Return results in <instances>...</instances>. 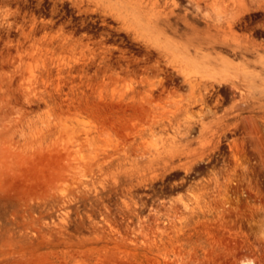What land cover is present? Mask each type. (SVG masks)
<instances>
[{"label": "rangeland", "instance_id": "rangeland-1", "mask_svg": "<svg viewBox=\"0 0 264 264\" xmlns=\"http://www.w3.org/2000/svg\"><path fill=\"white\" fill-rule=\"evenodd\" d=\"M238 1L0 0V264H264V0L235 34Z\"/></svg>", "mask_w": 264, "mask_h": 264}, {"label": "bare ground", "instance_id": "bare-ground-1", "mask_svg": "<svg viewBox=\"0 0 264 264\" xmlns=\"http://www.w3.org/2000/svg\"><path fill=\"white\" fill-rule=\"evenodd\" d=\"M134 1V0H133ZM166 1V0H165ZM183 1V0H182ZM203 1V0H202ZM212 1V0H211ZM215 1V0H214ZM247 1V0H246ZM147 2V1H146ZM174 2H176V1H174ZM200 2V1H199ZM206 2V1H205ZM208 2V1H207ZM153 3H154V1H153ZM183 3V2H182ZM188 3H189V1H188ZM215 3V2H214ZM192 4V3H191ZM170 5H171V3H170ZM177 5V4H176ZM197 5V4H196ZM210 5V4H209ZM192 6V5H191ZM212 7V6H211ZM215 7V6H214ZM159 10V9H158ZM209 10V9H208ZM213 10V9H212ZM248 10H249V8H248V4L247 3H245L244 2V0H239L238 1V3L236 2L235 3V5L233 6V8H226L225 9V12L226 13H229V14H232V16H231V23L228 25V28H229V31H231V32H233V33H235V34H237V32L235 31V26L237 27L238 25H242V23H243V21H244V18H246L245 17V12H248ZM32 12V11H31ZM166 12V11H165ZM39 13V12H38ZM209 13V12H208ZM212 15V14H211ZM218 16V15H217ZM157 17V16H156ZM219 17V16H218ZM45 18V17H44ZM35 19V18H34ZM47 19V18H46ZM64 21V20H63ZM246 21V20H245ZM227 23H229V22H227ZM32 27V26H31ZM51 27V26H50ZM84 27V26H83ZM238 28V27H237ZM54 31V30H53ZM62 31V30H61ZM235 31V32H234ZM239 31V30H238ZM71 32V31H70ZM73 32H75V33H77L76 31H72V33ZM74 33V34H75ZM73 34V35H74ZM70 35V34H69ZM76 35V34H75ZM37 36V35H36ZM58 36V35H57ZM250 37V36H249ZM87 38V37H86ZM99 38V37H98ZM94 40V39H93ZM90 42V41H89ZM106 42V41H105ZM75 43V42H74ZM93 43V42H92ZM99 43H101V42H99ZM73 45V44H72ZM76 45V44H75ZM90 45V44H89ZM181 45V44H180ZM95 46V45H94ZM70 48V47H69ZM251 49V48H250ZM69 50V49H68ZM202 52V51H201ZM204 52V51H203ZM177 59H179V58H177ZM238 59V58H237ZM174 63V62H173ZM177 63V62H176ZM184 63V62H183ZM229 65V64H228ZM180 66V65H179ZM186 66H187V63H186ZM185 66V67H186ZM243 67V66H242ZM174 68H176V67H174ZM186 68H188V67H186ZM183 69V68H182ZM194 70V69H193ZM160 71H162V70H160ZM185 71V70H184ZM247 71V70H246ZM154 72H156V71H153V73ZM196 72H198V71H196ZM245 72V71H244ZM223 73H227V72H223ZM248 73V72H247ZM161 74V73H160ZM163 74V73H162ZM192 75V74H191ZM194 75V74H193ZM167 76V75H166ZM170 76V75H169ZM197 76V75H196ZM165 77V76H164ZM198 77V76H197ZM202 78V77H201ZM208 78V77H207ZM206 78V79H207ZM192 79V78H191ZM149 80V79H148ZM195 80V79H194ZM197 80V79H196ZM204 80V79H203ZM202 80V81H203ZM202 81H201V83H202ZM233 81H235V80H233ZM161 82V81H160ZM190 82V81H189ZM213 82V81H212ZM200 83V82H199ZM164 84V83H163ZM210 84H212V83H210ZM238 84V83H237ZM168 85V84H167ZM174 85V84H173ZM193 85H195V84H193ZM176 86V85H175ZM175 86H173L174 88H172V89H176L175 88ZM187 86V85H186ZM198 86V85H197ZM150 87V86H149ZM176 87H178V86H176ZM196 87V86H195ZM194 87V88H195ZM151 88V87H150ZM153 88V87H152ZM170 88H171V85H170ZM169 88V89H170ZM161 89V88H160ZM212 89H213V87H212ZM236 89V88H235ZM243 89V88H242ZM168 90V89H167ZM200 90V89H199ZM165 91V90H164ZM201 92L203 91L202 90V88H201V90H200ZM210 91H212V90H210ZM209 91V92H210ZM218 92V91H217ZM240 92H241V90H240ZM199 93V92H198ZM211 93V92H210ZM213 93V92H212ZM159 94H160V92H159ZM165 94V93H164ZM200 94V93H199ZM217 94V93H216ZM202 95V94H201ZM220 95V94H219ZM241 95V94H240ZM159 96H161V94L159 95ZM221 96V95H220ZM168 97V96H167ZM174 97V96H173ZM182 97V96H181ZM199 97V96H198ZM209 97V96H208ZM218 97V96H217ZM222 97V96H221ZM221 97H219V98H221ZM210 99V98H209ZM208 99V100H209ZM215 99V98H214ZM203 100V99H202ZM205 100V99H204ZM206 101V100H205ZM223 101V100H222ZM197 102V101H196ZM212 102H213V100H212ZM217 102V101H216ZM221 103V102H220ZM197 104V103H196ZM200 104H202V103H200ZM218 104H219V102H218ZM204 105H206V103L204 104ZM215 105V104H214ZM216 106V105H215ZM219 106L220 105H218V108H219ZM222 106V105H221ZM215 108V107H214ZM205 109V108H204ZM208 110H209V107L207 108ZM192 110H193V108H192ZM200 111V110H199ZM220 111V110H219ZM195 112V111H194ZM202 112H203V110H202ZM187 113H188V111H187ZM202 114H204V113H202ZM205 115V114H204ZM197 116V115H196ZM202 116V115H201ZM211 118V117H210ZM234 119V118H233ZM239 120V119H238ZM176 121V120H175ZM190 134H191V132H190ZM247 263V262H246ZM249 263V262H248Z\"/></svg>", "mask_w": 264, "mask_h": 264}]
</instances>
